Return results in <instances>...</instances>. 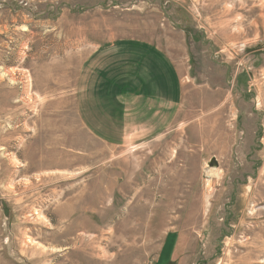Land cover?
Segmentation results:
<instances>
[{
    "label": "rangeland",
    "instance_id": "1",
    "mask_svg": "<svg viewBox=\"0 0 264 264\" xmlns=\"http://www.w3.org/2000/svg\"><path fill=\"white\" fill-rule=\"evenodd\" d=\"M0 264H264V0H0Z\"/></svg>",
    "mask_w": 264,
    "mask_h": 264
},
{
    "label": "crops",
    "instance_id": "2",
    "mask_svg": "<svg viewBox=\"0 0 264 264\" xmlns=\"http://www.w3.org/2000/svg\"><path fill=\"white\" fill-rule=\"evenodd\" d=\"M150 68V67H149ZM152 69V68H151ZM150 69V70H151ZM146 71L144 73V78L140 75L137 70L135 72L136 78H138V82L140 81L143 85L144 81H147L149 84L153 83L155 81L156 75L151 74V71ZM167 71V72H166ZM170 68L168 67L165 69V73H162L160 75L166 76L168 81H172L173 83L177 82V72L173 71V74H170ZM141 76V78L139 77ZM147 86V83L144 84ZM153 84H151L152 86ZM148 87V86H147ZM180 91L175 90V92L170 93L169 91H159L158 93L151 92V93H145L138 95H128L125 96L123 100L125 106H129L128 110L130 111V114L133 115L131 119L139 118H146V123L143 128L148 130H159L161 131L163 129V126H167L168 120L170 115H176L177 113V105L179 103V100L182 98V94L179 93ZM127 111V110H125ZM136 127H138V124H135ZM133 139V138H132ZM137 140V137L135 138Z\"/></svg>",
    "mask_w": 264,
    "mask_h": 264
}]
</instances>
